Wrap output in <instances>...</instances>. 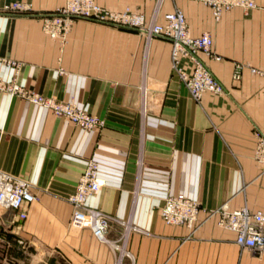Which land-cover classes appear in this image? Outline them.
Masks as SVG:
<instances>
[{
  "label": "crops",
  "instance_id": "obj_1",
  "mask_svg": "<svg viewBox=\"0 0 264 264\" xmlns=\"http://www.w3.org/2000/svg\"><path fill=\"white\" fill-rule=\"evenodd\" d=\"M13 0H0V8ZM34 11L66 0H23ZM113 9L141 10L165 21L180 7L193 34L209 32L207 65L227 87L194 99L174 72L171 42L135 28L77 18L67 43L46 34L36 15L0 12V79L73 100L105 118L85 129L46 106L0 90V169L28 180L37 199L28 215L0 206L7 242L0 264H264L221 226L227 204L264 210V164L255 157L254 130L264 131V77L237 62L264 68V0L235 6L216 20L199 0H96ZM98 160L105 183L87 204L139 229L114 222L110 241L90 227L70 225L68 200L87 162ZM185 193L205 208L193 227L167 223L165 198ZM126 233L125 249L112 240Z\"/></svg>",
  "mask_w": 264,
  "mask_h": 264
},
{
  "label": "built area",
  "instance_id": "obj_2",
  "mask_svg": "<svg viewBox=\"0 0 264 264\" xmlns=\"http://www.w3.org/2000/svg\"><path fill=\"white\" fill-rule=\"evenodd\" d=\"M211 7L216 20L223 12L235 6L245 9L255 7L256 0H199ZM1 13L36 15L42 20L43 30L51 37L65 40L68 31L77 18H86L112 24L135 28L148 39L162 37L171 42V58L174 72L185 83L191 96L200 101L207 91L226 93L227 87L213 73L204 60L202 53L214 59L222 55L213 49V38L209 32L193 34L187 22L184 11L180 7L166 13L165 21L148 19L141 10L127 6L123 9H113L98 3L96 0H66L50 10L34 11L29 2L13 0L6 2ZM250 70L264 77V68L237 62L233 77L240 78L243 70ZM0 90H6L12 95H19L28 100L48 107L56 115L63 116L85 129L101 128L105 118L91 113L73 100H61L54 96L29 90L17 82H5L0 79ZM264 96V89H263ZM256 138L255 157L264 164V131L254 130ZM105 183L100 174L98 160L91 158L82 171L75 190L69 194L68 200L73 206L70 225L75 227H90L94 234L103 241H110L108 232L114 222L128 229H139L136 225L112 214L87 204L90 194L96 193ZM37 199V193L32 184L25 178L0 169V206L16 211L18 219L28 215L27 206ZM205 208L201 203L185 193L170 194L165 198L161 208L164 220L170 224H185L193 227L200 213ZM210 213L219 212L218 223L236 232V242L241 247L249 248L255 253L264 252V210H251L248 206L231 209L227 204L207 210ZM0 229V252L7 242L6 226ZM116 249L124 250L126 233L117 240H112Z\"/></svg>",
  "mask_w": 264,
  "mask_h": 264
},
{
  "label": "rangeland",
  "instance_id": "obj_3",
  "mask_svg": "<svg viewBox=\"0 0 264 264\" xmlns=\"http://www.w3.org/2000/svg\"><path fill=\"white\" fill-rule=\"evenodd\" d=\"M72 27V26H71ZM71 29V28H70ZM70 31V30H69ZM69 31H68V33H67V35H66V38H65V40H60L59 38H55V39H57L59 42H60V46H61V48L62 47H64L65 46V44L67 43V40H68V36H69ZM45 32V31H44ZM46 33V32H45ZM47 34V33H46ZM49 35V34H48ZM50 36V35H49ZM52 38H54V37H52ZM1 229V228H0Z\"/></svg>",
  "mask_w": 264,
  "mask_h": 264
}]
</instances>
